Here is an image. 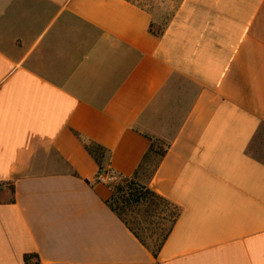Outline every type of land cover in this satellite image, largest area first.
<instances>
[{"label":"crops","instance_id":"0c3cea01","mask_svg":"<svg viewBox=\"0 0 264 264\" xmlns=\"http://www.w3.org/2000/svg\"><path fill=\"white\" fill-rule=\"evenodd\" d=\"M154 22L129 0H0V264H264V0ZM148 138L167 144L148 186L181 208L157 258L85 149L130 177Z\"/></svg>","mask_w":264,"mask_h":264},{"label":"trees","instance_id":"16d2710c","mask_svg":"<svg viewBox=\"0 0 264 264\" xmlns=\"http://www.w3.org/2000/svg\"><path fill=\"white\" fill-rule=\"evenodd\" d=\"M152 26L149 32L158 36ZM149 146L135 172L130 176L114 174L107 184L110 197L108 208L120 219L134 237L157 258L164 242L176 224L181 208L174 205L148 186L167 151V144L148 138ZM86 151L96 160L99 171L105 151L99 146L85 145ZM27 257H24V261ZM27 263V262H26Z\"/></svg>","mask_w":264,"mask_h":264},{"label":"rangeland","instance_id":"374dc122","mask_svg":"<svg viewBox=\"0 0 264 264\" xmlns=\"http://www.w3.org/2000/svg\"><path fill=\"white\" fill-rule=\"evenodd\" d=\"M145 9H147L155 20L152 30L161 32L166 24V20L172 14L173 9L181 0H129Z\"/></svg>","mask_w":264,"mask_h":264},{"label":"built area","instance_id":"2783aa9c","mask_svg":"<svg viewBox=\"0 0 264 264\" xmlns=\"http://www.w3.org/2000/svg\"><path fill=\"white\" fill-rule=\"evenodd\" d=\"M114 179V174L108 170H101L98 172L95 182L97 184H108L110 181Z\"/></svg>","mask_w":264,"mask_h":264}]
</instances>
